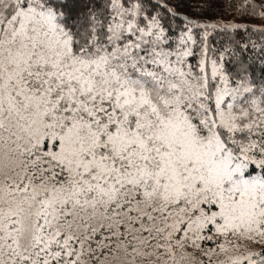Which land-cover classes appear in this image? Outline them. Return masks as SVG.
<instances>
[{
	"label": "snow or ice",
	"instance_id": "1",
	"mask_svg": "<svg viewBox=\"0 0 264 264\" xmlns=\"http://www.w3.org/2000/svg\"><path fill=\"white\" fill-rule=\"evenodd\" d=\"M0 264H264V0H0Z\"/></svg>",
	"mask_w": 264,
	"mask_h": 264
},
{
	"label": "rangeland",
	"instance_id": "2",
	"mask_svg": "<svg viewBox=\"0 0 264 264\" xmlns=\"http://www.w3.org/2000/svg\"><path fill=\"white\" fill-rule=\"evenodd\" d=\"M253 24L259 26V21H253Z\"/></svg>",
	"mask_w": 264,
	"mask_h": 264
},
{
	"label": "trees",
	"instance_id": "3",
	"mask_svg": "<svg viewBox=\"0 0 264 264\" xmlns=\"http://www.w3.org/2000/svg\"><path fill=\"white\" fill-rule=\"evenodd\" d=\"M181 11H186V9H181Z\"/></svg>",
	"mask_w": 264,
	"mask_h": 264
}]
</instances>
